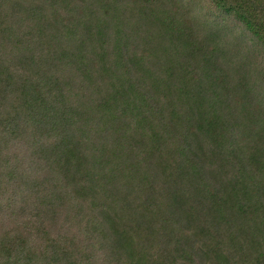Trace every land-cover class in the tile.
<instances>
[{
  "label": "trees",
  "instance_id": "1",
  "mask_svg": "<svg viewBox=\"0 0 264 264\" xmlns=\"http://www.w3.org/2000/svg\"><path fill=\"white\" fill-rule=\"evenodd\" d=\"M0 264H264V0H0Z\"/></svg>",
  "mask_w": 264,
  "mask_h": 264
}]
</instances>
